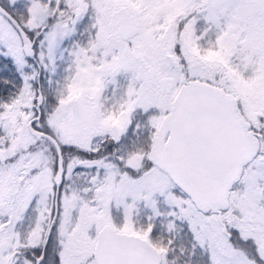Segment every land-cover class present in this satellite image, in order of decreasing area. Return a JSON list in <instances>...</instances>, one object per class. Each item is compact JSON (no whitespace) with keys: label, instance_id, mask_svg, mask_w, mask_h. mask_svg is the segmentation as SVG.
Wrapping results in <instances>:
<instances>
[{"label":"snow or ice","instance_id":"1","mask_svg":"<svg viewBox=\"0 0 264 264\" xmlns=\"http://www.w3.org/2000/svg\"><path fill=\"white\" fill-rule=\"evenodd\" d=\"M0 264H264V0H0Z\"/></svg>","mask_w":264,"mask_h":264}]
</instances>
